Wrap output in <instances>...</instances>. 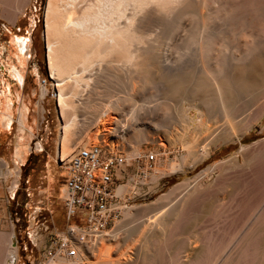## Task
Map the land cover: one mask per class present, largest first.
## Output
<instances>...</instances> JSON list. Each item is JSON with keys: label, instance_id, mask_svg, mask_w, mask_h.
<instances>
[{"label": "bare ground", "instance_id": "obj_1", "mask_svg": "<svg viewBox=\"0 0 264 264\" xmlns=\"http://www.w3.org/2000/svg\"><path fill=\"white\" fill-rule=\"evenodd\" d=\"M10 1L13 2L14 0ZM26 1L28 0H17L16 4H18L16 7L11 8L10 5L12 2L9 5L8 0H0L1 12L4 17L6 16L7 19H10L14 23L17 21V15L22 12L23 6L27 3ZM187 16H190L191 23L189 27L185 29V42L182 43H185L183 48H187V50L184 53L179 51V54L182 55L179 57L177 56V59L172 60L170 56V60L165 62L166 59H162V53L160 54L159 49L167 43L162 42L164 43L162 44L158 40L162 38L161 36L168 34L175 26L180 25L179 29H181V26L185 23H181V20L187 19ZM217 20L219 23H222L221 27L215 25ZM184 25L188 26V24ZM155 26L158 27L156 33L153 31L155 30L153 29ZM151 31H153L152 35L150 34ZM178 33L180 34L181 31ZM164 36L162 38L163 40L161 39L162 41L166 39ZM241 36H243L244 39H240ZM176 39L179 38L173 39L174 42L177 41ZM44 40L50 80L55 89L56 107L61 119L60 141L57 156L58 158H64L65 165H71V161H79L84 157L86 151L91 146V144H88L91 134V137L94 136L93 138L100 136L103 139L104 136L105 140L103 139V142L107 143L106 145L108 147H115L116 145L118 147L119 143L117 144L112 137L115 139L117 138V141L120 143L121 140L126 141L127 139V144L129 141L128 139L132 140L134 143H140L148 139L155 142V138L152 136L153 133L155 135L157 131H161L162 129V132H164V129L170 128V125L172 126V123H170V125L168 124V116L158 115L157 109L159 107L157 108V103L156 106L153 103L154 100L157 101L158 97L161 95L163 96L159 98H166V95L170 98V93H173V95L170 94L172 95L171 97L174 95L176 97V92H178V95H181L180 98L183 97V105H180L181 108H179L178 111L177 109L174 111V113L176 112V114H178V117L172 114L173 116L171 118L176 117V120L181 121H177V124L179 126L183 125L180 134L176 133L177 130L174 133L179 135L177 137H179V140L184 144L187 151L186 154L183 155L180 163L172 162L167 169H160L161 167L157 170L155 169L156 177L153 178V180L164 174L168 175L175 171H183L188 164V167H193L210 154V149L204 147L207 146V144H203L204 146L201 151L197 150V148L191 144L189 134L190 131L198 135L201 134L200 132L207 124V120L204 118L205 113L212 114L210 111H214L213 109H215V114L217 113L221 116L220 118L224 120L221 127H214L217 129L216 132L214 131L215 129H212L214 131L213 135L211 134L212 137H209L210 133L208 134L209 136L207 135L209 139H214L213 137H217L219 132L223 134L224 131L222 130L234 129V125L240 122L241 119H243L241 124L247 123V119L246 121L244 120L250 117H248L250 114L249 112L248 115H244L248 110L247 107H252L254 104L255 106L256 104L260 106V109L256 110L257 112L259 111L257 115L256 111L253 112L254 115L252 114L251 119H254L251 123L258 120L264 112V0H47L44 17ZM12 42L13 47H11L12 49L10 48V51H15L18 58L17 60L20 63L26 61L30 54V41L25 38L13 37ZM159 43L163 46L160 47ZM157 44L158 46H156ZM173 44L175 48L178 47L175 43ZM168 47L171 46L169 45ZM179 48L181 49V46L178 47V50ZM169 53L171 54V52ZM166 56L168 55L164 54V58ZM174 58H176V56ZM10 72L16 79L21 82L23 81V76L21 72L17 70V67L11 65ZM153 85L157 89L153 92L149 91V96L151 97L155 92H161V90L162 94L160 93L157 99L151 98V100L153 99V104L147 105L145 103H138L143 97L148 95V92H145V94L142 93L143 95L138 96V101H136L135 97L139 92L138 90L143 87L147 89ZM119 86L125 88L123 94L115 92V90L120 89ZM42 94L45 96L46 91H43ZM156 95H158V93ZM146 98H144V100ZM180 98L178 103L179 101L181 102ZM148 99L150 98L148 97ZM101 100L105 102H101ZM170 100H172V98H170ZM146 101L148 100H145V102ZM161 101L167 100L163 99ZM128 104L131 105L129 106ZM163 104L166 103L163 102ZM207 106L213 109L210 110L209 108L210 111H205L204 113L203 111L208 109ZM205 107L207 108L205 109ZM161 109L162 108L159 110ZM251 110L252 109H250V111ZM191 111L194 112L193 115L190 114ZM242 113L247 117L243 118L244 116ZM197 114L200 116L199 119L195 118ZM211 114H206V116L209 117ZM212 118L214 119V116H212L210 120H212ZM175 119L170 120L172 122ZM12 120V114H9L6 118V124L10 125ZM210 120H208V124ZM20 122L21 126L26 125L24 113L20 114ZM248 122H250V118ZM106 123H111L112 126H107L109 127L107 128ZM239 125L238 127L244 131L249 130V123L247 125L245 124L246 127H240ZM171 128H173V126ZM207 128H205V130H207ZM103 129L106 131L103 132ZM172 130L169 129V132ZM209 131L211 130L209 129ZM227 132H229V130H227ZM233 133H235V131ZM156 134L158 135V133ZM166 134L168 136V131ZM155 137L159 136L155 135ZM226 138L223 139V142H226ZM42 147L41 142L36 143L37 149ZM262 148L259 152L263 154L264 147ZM139 152L136 146H134L131 150L132 154L126 151V158L134 157L138 155ZM15 155L20 161H22V158L26 155V149L22 142L17 143ZM4 163L5 162L0 161V166L6 165ZM182 184L176 186L175 189H178ZM204 185H202L199 180L198 182L194 181L192 184L186 183V191L182 192H185V195L180 193L181 195L179 196H183V198L179 200L174 207L168 205L172 207L169 212L164 213V210H161L162 213L160 212V216L152 217L153 219L151 220L146 218L147 221H144L142 224L137 223V225L135 224L133 226L132 224L131 226V223L136 220L134 219L135 216H133L134 213L132 208L125 209V220H123V222H117L112 229L98 235L91 247L79 249V256L75 259V261H77L76 263H80L97 255L98 252L96 253V250L98 246L106 242L108 246H101L102 249L98 248V251L100 250V255L98 254L99 256H97V258L94 256L96 258L95 260H93V258L89 259L93 264H129L133 256L128 257L127 252V258H123L126 257L124 255H121L123 257L118 256L120 254L117 256L114 255L115 257L110 255L109 244L113 243H109V241H117L121 232H125L124 238L130 240L136 233L140 232L141 236L142 233L149 230V234L144 233L145 236L143 234L145 248L149 243L151 244V239H153V243L156 240L159 243L162 241L164 242L167 237L166 234H168L166 233L167 229L172 227L170 225H174V223L179 221L181 214L185 211L184 207L187 206V204L189 206L188 202H190V199L196 195L198 191L200 192V189L203 190L205 187ZM118 186L120 194H123L128 187L126 185L127 188L124 186L120 187V184L116 186L115 194L121 197V195L116 192ZM202 186L204 187L202 188ZM178 197L176 198L180 199ZM261 201H259L260 204L264 202ZM172 203L169 204L172 205ZM260 204L257 203V206H251L252 208L249 206L250 210L254 208L252 210L253 214L256 207L259 208L258 205ZM245 205L247 206V204ZM144 207L145 206H143V209ZM124 208L125 207H123L122 210ZM262 210H264V205L260 208V212L256 214L257 218H253V222L256 219L259 220L258 216L263 212ZM141 212L142 211H140V214ZM156 212H158V210ZM250 213L248 212L247 214L245 211L243 215L247 218V216H250ZM253 214L251 213V215ZM262 215L261 216L264 217V212ZM246 218H244L245 220L243 219V223L245 224L246 221H250L251 216L249 219L247 218L248 220ZM124 221L126 222L124 223ZM252 221H250V223ZM128 223H130L129 227H125ZM253 224L254 223H252V227L254 226L257 228V226ZM238 226L239 229L235 226L238 230H232V233L234 232L235 234H230L231 238L229 241L233 240L232 237L236 236V232L240 231L241 225ZM254 227L250 229V224L248 230H254ZM247 228L248 227H246L245 230ZM245 230L242 232V236H239L241 240L237 238L239 246L242 242L244 233L246 234V232H249ZM256 230H254V234L257 232ZM251 233L252 232H250L248 236L246 234L245 236L249 238L245 237L244 239L247 240L252 238V236L250 237ZM6 234L9 235L7 239L8 247H6L7 249L4 251V258H1L2 263L0 262V264H14L17 258L16 239L13 235V231L10 233L7 232ZM31 234L32 237V231ZM188 236L190 237L191 235ZM189 237H186L184 241L182 240L183 242L181 241V239H183L181 237L180 244L177 243L178 245L176 244L177 246H174L175 248L173 247V252L171 250L178 264H190L191 261H196L198 256L199 261L201 258L203 259V251L200 248L201 244L197 247L195 243L197 244L198 241L196 240L197 242L194 241L195 243L191 245L190 240H187L192 239ZM191 237H193V239L195 238L194 236ZM1 239L3 240V238ZM191 242L193 243L192 240ZM220 242L223 243L222 238L221 241L219 240V243ZM228 242L226 243L227 247L229 246L228 244H230V242ZM219 243L217 244L219 245ZM1 244L3 243L1 242ZM214 244L215 243L212 245ZM235 244H237V242L233 245L235 246ZM154 245L153 247H156V245ZM204 245L205 244L202 246ZM218 245L215 244L216 247H214L216 249L219 248L218 254L222 255L224 252H222L223 247H226V245L222 244V248L220 247L221 245ZM144 246H141L140 249L142 248L144 250ZM246 246L247 242L245 248ZM148 247L150 248V246ZM204 248L205 246L202 249ZM231 248L229 253L235 250L233 246H231ZM200 250L202 257L199 255ZM217 251L214 258L218 255ZM183 253L184 255H182ZM231 254L227 255L230 257V260L233 257ZM238 254L240 253L238 252L236 254V259ZM225 255L223 258L221 257L223 261L221 260L222 262L220 261L219 263L224 264V260L226 263L227 256ZM145 256V251L142 252L139 250L137 252V259L143 261ZM182 256H184V258H182ZM228 257L227 262L229 261ZM206 258L204 261H206ZM233 258H235V256ZM198 260L196 263L199 262ZM217 260L211 261L217 262ZM75 261L73 260V262ZM211 261L208 262V264H213ZM133 262L136 264V261H132V264ZM71 263L72 261L58 259V264ZM194 263L195 262L192 264Z\"/></svg>", "mask_w": 264, "mask_h": 264}, {"label": "rangeland", "instance_id": "obj_2", "mask_svg": "<svg viewBox=\"0 0 264 264\" xmlns=\"http://www.w3.org/2000/svg\"><path fill=\"white\" fill-rule=\"evenodd\" d=\"M8 2L10 5L12 1L8 0ZM16 2L17 0H14L11 3L12 6L10 5V7H16V5L18 4H16ZM26 2L27 3H25L22 8V12L17 15V21L14 23L10 19H7L6 16L4 17L0 9V161L5 162L4 164H6L0 166V230H12L14 232L17 244V258L14 264H36L41 257L42 248L48 236L54 233L62 232L67 223L61 197L65 180V171L61 166L59 159H57L58 146L60 141L61 119L58 115L56 107L55 89L53 88L52 81L50 80L44 40V17L47 0H28ZM186 18L187 19L184 20L187 21H184L182 19L181 23L185 22L184 24H188V26L183 24L185 27L182 25L181 29H179L180 25L175 26L168 34H166L165 36L163 35L164 37H166L165 41H162L163 36H161L162 38H159L160 40L162 39L161 41L158 40L161 43H167L164 46L162 45L164 43H159L160 47H164H162L163 49H159L160 54H163V52L165 51L164 54L168 55L164 58V54H161V57H163L162 59H166L165 62L170 59H177L182 55L179 54L180 52L184 53L187 50V48H183L185 43H182L185 42V29L189 27L191 19L190 16H187ZM216 23L215 25H219L220 27L222 26V23L220 22V24L218 20L216 21ZM153 29H155L153 31H155L156 33L158 27L155 26L153 27ZM153 31L150 32L151 35L153 34ZM180 31L181 33L179 34L178 32ZM13 37L25 38L30 41V54L28 55V59H26V61L22 63L17 60L18 58L15 51H10V48L13 47ZM177 37L179 39H176L177 41L174 42L173 39ZM242 37L243 36H241L240 39H244V37ZM173 43H175V45L178 47L181 46V49L179 48L178 50V47H176V50ZM169 45L171 47H168ZM156 46H158V44ZM169 52H171V54ZM173 56H176V58H174ZM11 65L17 67V70L21 72L23 76L22 82L16 79L10 72ZM44 80L46 82H44ZM153 87L155 86H150L147 89H144L145 87L141 89L139 88L140 90H138L137 88V90L140 92H138V94L140 95L136 94L137 96L135 97V100L138 101V96H141L145 94V92H148V95H146L150 99H148V97L146 96L147 98L143 97L138 103H145L147 105L154 103L155 106L157 103V108L159 107L157 109L158 115L168 116V124L170 125V123H172L173 128H171L172 126L170 125V128L164 129V132H162L163 129L161 131H157L156 133H158V135L156 133L155 135L159 137H155L153 133L152 136L155 138V142H152L151 139H148L141 141L140 143H134L132 142V140L128 139L131 143L128 141L127 144V139L126 141L121 140L120 143L117 141V138L115 139L114 137H112L117 144L119 143L118 148H120L123 152L128 151V153L130 152V154H132V147L136 146V148L140 152H156L157 158L156 161L150 163L144 160L132 159L131 162H129L126 166L123 167V169L116 173L117 178L114 184L115 188L119 184L120 187L124 186L125 188H128L123 194H120L119 186L117 187L116 192L117 194L121 195V197L119 196V198L121 199L119 205L121 206V210L123 207L125 208L122 210L123 212L120 211L119 218L114 223H111L108 226V230L112 229L117 222L119 223L125 220L126 216L124 215V211L127 208H132V211L134 213L133 216H135L134 219H136L134 222H130L131 226L132 224L133 226L135 224L137 225V223L142 224L144 221H147V219L151 220L156 216H160L159 214L162 213L161 210H164V213L169 212L171 208L174 207L175 204L183 198V196L180 197L179 195H185V192H182L186 191V183L192 184L194 183V181L198 182L199 180L202 185L205 184L204 186L206 188L202 186V188L204 187L205 189H200V192L198 191V193L192 197L193 199H190V202H188L189 206L187 204V206L184 207L185 211L183 209L184 212L181 214V219L179 218V221L174 223V225H170L172 227H169V229H167L166 233L168 234H166L167 237L165 238L164 242L162 241L159 243L157 240H154L157 243L154 242L156 247H153L154 243L152 242L153 239H151V244H148L150 248L148 246H146L145 248L143 240L145 234L150 233L148 229H146L148 231L144 232L145 234L141 232V236L140 232L136 233L130 240H126L124 238L125 232H121L117 241H109V243H113L109 244V250L111 252L110 255L112 257L114 255L117 256L118 254H120L118 255L120 257H123L121 255L126 256L127 254L128 257L133 256L131 262L129 261L131 264L132 261H136V264H178L175 261L172 253L175 248L174 246L180 244L181 237L183 238L181 239V241H184L186 237H189L188 235H191L196 239H193V237L190 236L189 238L192 239L187 240H190L191 245L194 244V241L197 240L198 243H195L197 247H199V245L201 244L200 248L203 251V259L201 258L200 262L198 260V256L197 260L199 262L196 263L197 260L191 261L190 264H192L193 262H195L194 264H202L203 262H205L203 264H208V262H210L211 260L214 261L217 259V262H211L213 264H221L219 262L221 260L223 261L222 258L224 257V255L227 253L231 254L233 252L232 250V252L229 253V251L232 249L231 246H233V249H235L234 252L236 251L235 253L233 252L231 254L233 257L235 256V258L230 255L232 257L231 260L234 259V263L230 260V257H228L227 254L225 256H227L229 261L232 262L228 263L229 261L227 262L226 257L227 264H258L260 261L261 262L259 264H264V217H262L264 210H262L263 212L261 211L262 213L259 214L260 217L258 216L259 220L256 219V223V220L254 222L252 221L254 217L257 218L256 214L260 212V208H262L264 205V202H262L264 201V153L262 154V152H259L261 151V148L264 147V112L263 114H261L258 120L251 123V121L254 119H251L253 112H255L257 109H260V106H258V104H256L255 106L254 104L252 107H247L248 110L246 108L247 111L244 115H248L250 113L248 115V117L250 116V122H248L249 118H245L247 116H244L242 113V115L244 116L243 118H245L244 120L246 121L247 119V123L241 124L243 120L241 119V121L237 124H240V127H246V125L249 123V130L244 131L243 129L239 128L237 124H235L234 129H227L229 130L231 135L225 129L222 131L227 133L223 132L222 134V132H219L222 134V136L218 133L217 137L215 136L213 137L214 139H209V137H212L214 131L216 132L217 129L215 128L222 126L224 120H222L223 118H220L221 116H219L217 113L215 114L216 111L215 109L210 108L211 105L210 107L207 106L208 109H206L207 107H205L206 110L203 111L204 113L205 111L209 112L212 109L215 112L210 111L212 112V114H204V118L207 120V124L206 127H204L200 132L201 134H195L193 131H190L189 134L191 138L190 142L197 148V150L201 151L203 146L207 144V146L204 147L210 149V154L193 167H188V163H190L188 162V165L184 168L183 171H175L168 175L164 174L159 178L153 180V178L156 177L155 173L158 168L161 167L160 169H167V167H169L172 162L180 163V161H182L183 155L186 154L187 151L184 147V144L181 143L179 137H177L179 136L177 134H180L182 132L183 125L181 123L179 124H181L182 126H179L177 124L181 121L176 120V117L171 118L173 116L172 114L178 117V114H176V112L174 113V111L176 109L178 111V109L183 105V97L180 98L181 95H178V92H176V97L175 95L173 96L175 98L171 97L173 93H170L172 95L169 94L172 100L168 98V95H166V98H159L163 96H159L160 93L162 94V90L161 92H155V96L153 94V96L150 97L149 91L153 92L155 91V89H157L156 87ZM117 90H115V92H117L118 94H123V90L125 91V88L120 87V89ZM43 91H46L45 96H43L42 94ZM157 93L158 95H156ZM144 98H146L145 100L148 101L145 102ZM151 98H156L157 101L154 100V102L152 103L153 99L151 100ZM179 98L181 102L179 101L178 103ZM163 99H166L167 101H161ZM101 102L105 101L101 100ZM163 102L166 104H163ZM128 105L130 106L131 104ZM160 108L162 109L159 110ZM250 109H252L253 111H250ZM258 112L256 111V115ZM21 113H24L26 124L25 126H21ZM9 114H12L13 120L11 121L10 125H7L6 118ZM190 114L193 115L194 112L191 111ZM206 114H211L210 116H214V119L212 118V120H210L211 117H207ZM195 118L199 119L200 116H198L197 114ZM170 119L175 120L171 122ZM208 120L211 121H209V124ZM108 123H106V127H111L112 122L110 124ZM205 128H207V130H205ZM235 128L238 129L236 130ZM169 129L173 130L169 132ZM209 129L211 131H209ZM212 129L215 130L213 131ZM105 131L106 130H104L103 132ZM167 131L168 136L166 134ZM175 131L177 134L174 133ZM234 131L235 133H233ZM209 133L210 136L208 135ZM236 134L239 135L237 136ZM207 135L209 137H207ZM91 136L88 142L89 145L91 143H105L103 142V139L105 140L104 136L103 139L100 136V138L98 136V138H93L94 136ZM224 138H226V142H223ZM18 142H22L23 146L26 149V155L22 158V161H20V159H18L15 155V150ZM37 142H41L43 147L37 149ZM115 147H117V145ZM180 184H182L183 186L181 185L178 189H175V187ZM173 189L175 190L172 191ZM176 197L180 199H177ZM174 199L177 200L175 201ZM258 200H262V203L260 204ZM169 203H172V205ZM257 203H259L261 207L260 205H258L259 208L256 207V210L253 214L252 210L254 208L251 210L250 208H252L251 206L255 207ZM245 204H247V206ZM168 205L172 207H169ZM143 206H145L144 209ZM157 210L158 212H156ZM140 211L145 212H141L140 214ZM189 211L191 214L189 213ZM245 211L247 212V214L248 212L250 213V211L253 214H249L252 218H250V221H252L251 223L250 221H246V224L243 223V221L245 220L244 218H246L245 215H243ZM249 217L247 216L248 219ZM239 220L242 222L244 227ZM125 222L126 221H124V223ZM130 223H128L125 227H129ZM252 223H254L253 225L257 226V228L253 226L255 228L254 230L257 229V232L255 234L254 230H248L250 228V224V229H253ZM229 224L232 226H230ZM238 225L242 226H240V231L236 232V236L238 237L233 236V240L229 241L231 238L230 234L234 233H232V230L235 231L239 229ZM235 226L238 227V229ZM246 227H248L246 230L249 231L246 232L247 236L250 232H252L254 235L251 233L250 237L252 236V238L245 240V237H249L245 236L246 234L244 233L242 242L239 246V241L237 238L241 240V234ZM31 231L34 236H32L33 238L31 237ZM183 236L186 237L184 238ZM215 237L217 240L215 239ZM122 238L124 241L122 240ZM221 238L223 240V243H219V240L221 241ZM191 240L193 241V243L191 242ZM243 240L247 242L246 248V242ZM228 241L230 242V244H228L229 248L226 245ZM141 242L143 245L141 244ZM235 242H237L238 245L235 244L234 246L233 244ZM202 243L205 244V250L202 249L204 247L202 246ZM213 243H215L216 245H218L217 243H219V245H221V248L223 246L222 244L226 245V247H223L222 250V252L224 251V255L223 253L222 255L218 254L219 248L216 249L215 244L212 245ZM105 245L106 242L105 244L104 242L101 244V246ZM101 246H98V248L102 249ZM141 246H144V250L142 248L140 249ZM98 248L96 250V253L98 252V254L100 255V250L98 251ZM139 250L142 252H146L147 257L145 256L143 261L141 259H137V252ZM201 250L199 255L202 257ZM205 251L207 254L205 253ZM216 251L220 258L217 254L216 258H218H214ZM238 252L240 254L237 255L236 259V254ZM98 254L94 256H96L97 258V256H99ZM182 255H184V253ZM94 256L90 258H93V260H95L96 258ZM127 256L123 258H127ZM182 258H184V256H182ZM205 258L206 261H204ZM89 259L82 261L84 263H76L77 261L74 260L75 262L72 261L71 264H93V262ZM226 263L224 260V264Z\"/></svg>", "mask_w": 264, "mask_h": 264}, {"label": "built area", "instance_id": "obj_3", "mask_svg": "<svg viewBox=\"0 0 264 264\" xmlns=\"http://www.w3.org/2000/svg\"><path fill=\"white\" fill-rule=\"evenodd\" d=\"M156 158V152L147 151L127 159L126 152L105 143H91L84 157L71 161V165H64V158L57 157L65 171L61 197L67 223L62 232L48 236L36 264H58V259L73 261L79 249L91 247L96 237L120 216L116 173L132 159L150 163Z\"/></svg>", "mask_w": 264, "mask_h": 264}, {"label": "crops", "instance_id": "obj_4", "mask_svg": "<svg viewBox=\"0 0 264 264\" xmlns=\"http://www.w3.org/2000/svg\"><path fill=\"white\" fill-rule=\"evenodd\" d=\"M7 232L10 233V232H12V230H10V231H2V230H0V239L3 238V240L2 239L0 240L3 243V244H1V242H0V262L1 263H2V259L4 258V251L7 249L6 247H8V240L7 239L9 238V235L6 234ZM13 235H14V232H13ZM4 236H5V240H4Z\"/></svg>", "mask_w": 264, "mask_h": 264}]
</instances>
